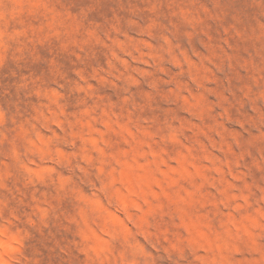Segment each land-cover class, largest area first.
<instances>
[{
	"label": "rangeland",
	"instance_id": "rangeland-1",
	"mask_svg": "<svg viewBox=\"0 0 264 264\" xmlns=\"http://www.w3.org/2000/svg\"><path fill=\"white\" fill-rule=\"evenodd\" d=\"M0 264H264V0H0Z\"/></svg>",
	"mask_w": 264,
	"mask_h": 264
}]
</instances>
